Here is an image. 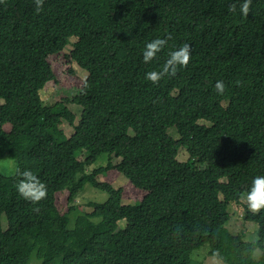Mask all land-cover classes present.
<instances>
[{"label":"trees","instance_id":"trees-1","mask_svg":"<svg viewBox=\"0 0 264 264\" xmlns=\"http://www.w3.org/2000/svg\"><path fill=\"white\" fill-rule=\"evenodd\" d=\"M235 2L45 0L37 14L34 0H0V159L31 170L48 189L35 205L17 193L20 176L0 175V264H32L33 254L40 264H191L200 244L226 261L224 243L232 247L228 264H264L254 258L264 251V210L245 211L258 225L255 242L226 229L228 205L264 176V0H253L247 17L239 6L229 11ZM71 38L69 57L88 77L72 99L46 105L50 58ZM157 38L168 45L146 64L143 51ZM184 43L192 46L187 68L148 81ZM72 103L86 108L77 124ZM63 121L74 127L69 138L60 137ZM105 128L108 142L99 135ZM104 154L108 166L89 173ZM110 169L144 191L142 201L124 205L122 188L97 180ZM87 184L109 198L77 214L72 227L57 194L68 191L74 204Z\"/></svg>","mask_w":264,"mask_h":264},{"label":"rangeland","instance_id":"rangeland-1","mask_svg":"<svg viewBox=\"0 0 264 264\" xmlns=\"http://www.w3.org/2000/svg\"><path fill=\"white\" fill-rule=\"evenodd\" d=\"M76 42V38L70 39V44L65 48L63 52L59 55L52 56L50 58V64L55 73V80L49 82L46 87L41 91V98L46 105H53L55 103L64 101L65 99H72L77 91L80 90L85 80L88 77V74L85 70L81 69L76 62H74L70 57V52L73 49L72 43ZM3 103V100H0V104ZM68 108L73 112L76 117L75 124H77L81 118L83 111L86 109L82 104L72 103L68 105ZM201 123H205L201 121ZM207 125H210L206 123ZM34 128L33 124L28 125L25 130L31 132ZM61 132H59L60 137L69 138L74 134V127L70 125L67 121H63L61 124ZM6 131L11 129L10 124L4 126ZM133 133L131 132V135ZM168 134L177 139L176 129L170 128ZM100 138L103 141H110L113 137L112 131L110 128L102 129L99 132ZM181 150V149H180ZM86 157L84 154L83 159ZM109 155H102L94 164L90 165L87 169L89 173L99 169L106 168L109 164ZM178 160L180 162H187L189 160V154L181 150ZM7 161L13 167V173L10 174L2 169H0V175L12 176L17 170V164L13 159L5 157L0 159V162ZM120 159L111 158L113 165H116ZM97 180L101 183H109L114 188H122L124 190L123 194V204L124 205H134L142 201L145 196V192L141 191L130 183V181L120 174L116 170H106L104 173L100 174L97 177ZM68 191L59 192L57 194V206L60 214H66L71 220V226L75 224L77 214L83 215L92 213L95 211V205L104 203L108 200L109 195L106 192H102L99 189L93 187L91 184H87L81 193L78 195L77 200L74 204L68 202ZM94 205V209H93ZM76 206V211H72L71 208ZM248 208L247 203L244 199H241L240 203H230L227 207V211L230 215V220L226 225V229L233 235H240L243 237L245 242H255L257 240V231L258 225L254 222H246L244 220L245 211ZM99 219H97V222ZM6 221L4 220V227H6ZM120 228L124 229L126 227V221L119 222ZM196 247L192 252H190V261L191 264H228L229 260H232L231 253L232 247L223 244L221 247L222 252L225 254L226 261L219 259L214 255L211 250L210 244H204L201 248ZM199 248V249H197ZM264 256V251L258 250L255 252L254 258L257 261H261V258ZM36 256L33 254L31 258L32 264H40L36 262Z\"/></svg>","mask_w":264,"mask_h":264},{"label":"clouds","instance_id":"clouds-1","mask_svg":"<svg viewBox=\"0 0 264 264\" xmlns=\"http://www.w3.org/2000/svg\"><path fill=\"white\" fill-rule=\"evenodd\" d=\"M44 3L45 0H34L35 12L37 14L43 11ZM252 4L253 0H236L229 7V11L235 13L237 6H239L240 13L247 17ZM168 39H171V37L169 36ZM168 39L157 38L147 43L143 51V62L146 64L152 62L157 57V54L168 45ZM191 55L192 46L184 43L177 50L171 51L168 54L169 58L163 64L161 70L148 72L146 79L153 84H159L165 77H175L181 68H187L191 61ZM215 91L223 95L226 91L225 83L223 81H217ZM0 169L10 174L13 173V167L7 161L0 162ZM15 174L21 177L15 185L20 197L35 205H38L47 198V185L34 175L31 170H24L23 172L16 170ZM241 198L246 201L250 212L260 213L264 210V176L255 177L250 190L246 194H243ZM35 211H39V209L36 208Z\"/></svg>","mask_w":264,"mask_h":264}]
</instances>
